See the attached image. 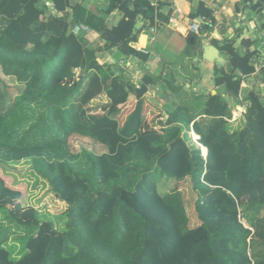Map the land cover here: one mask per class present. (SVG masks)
Listing matches in <instances>:
<instances>
[{
    "label": "trees",
    "instance_id": "obj_1",
    "mask_svg": "<svg viewBox=\"0 0 264 264\" xmlns=\"http://www.w3.org/2000/svg\"><path fill=\"white\" fill-rule=\"evenodd\" d=\"M85 1L0 0V172L27 163L65 205L59 231L24 207L23 192L0 175V211L7 213L0 264H264L260 40L245 39L243 27L228 26L203 0H187L199 34L185 42L181 61L163 57L158 75L142 68L135 82L128 62L143 66L149 56L134 46L141 34L166 27L172 0ZM234 10L261 17L264 32V0H242ZM74 24L99 42L74 35ZM206 42L222 63L212 66V89L199 92L192 61ZM102 54L114 61L99 63ZM166 88L174 106L153 128L144 98L162 91L167 99ZM243 105L242 124L232 128L227 120ZM159 174L181 187L160 194ZM15 243L25 250L17 259Z\"/></svg>",
    "mask_w": 264,
    "mask_h": 264
},
{
    "label": "crops",
    "instance_id": "obj_2",
    "mask_svg": "<svg viewBox=\"0 0 264 264\" xmlns=\"http://www.w3.org/2000/svg\"><path fill=\"white\" fill-rule=\"evenodd\" d=\"M206 5H208V7L210 8H214L216 10V12L221 13L224 17H225V22L228 26H231L232 23H236L237 21L239 22V15L235 14V10H234V6L237 3H240L242 0H203ZM218 1V2H216ZM76 2V1H75ZM78 2V0H77ZM106 2L105 0H87L85 1L84 5L86 7H92L95 5H99ZM173 3V7H174V12L172 17H174V19L176 20V24L179 25L178 29H174L172 24L169 23L166 24L165 28H160L161 30H153V31H149L147 33H143L139 36L138 42L136 43V45L134 46L138 51H146L147 54L149 56V61L144 64L143 66L140 65V62L137 60H133L128 62V64L132 67V72H133V77L138 78L142 73H143V69L145 68V70L149 71L150 73L154 74V75H158L160 72V67L158 66V62L160 61L161 58L165 57V55L170 56L169 60L171 62H173L172 60L175 59V57H177V55L181 52L184 44L186 41H192L190 40V38H187V26L189 24V19H188V15L191 11V5L187 0H172ZM218 13H217V17H218ZM233 16V20L231 21V15ZM263 18H264V13H263ZM111 20L114 19V16H112L110 18ZM170 20V19H169ZM241 22H243V26L247 28L246 31L249 30V35L248 37H245V39L250 38V39H254L255 38V31L254 28L257 27V25L259 24V20H257V17L249 20H246L245 16L241 17ZM222 22H219V26ZM218 31L215 30L213 37L216 38L217 40H221V36L218 34ZM154 37V41L151 42L150 38ZM194 36V35H193ZM89 39L91 41V43L93 44H97L98 38L95 34H89ZM143 40V41H142ZM205 44H209L208 42H206ZM210 45V44H209ZM260 47L258 48L259 51L264 55V45L260 42ZM144 54V53H143ZM114 55L111 56L109 54H102L101 55V59L99 60V63H105V62H113L114 61ZM166 58V57H165ZM220 58L222 59V57L220 56ZM168 59V57H167ZM196 61H192L193 64H197L198 61H201V57L198 55ZM204 67L206 68V72H207V76L206 78H204L203 80H201V86H199V92H203L206 90H211V85H210V73H211V69H212V65H208L205 64ZM242 85H244V87H246V85L243 83ZM242 88V86H241ZM165 91V90H164ZM159 92V91H158ZM157 92V94H158ZM166 92H170V90L168 88H166ZM159 95V94H158ZM162 91H160V100H156L155 99V94L154 92H149L145 98L147 99H151L154 102L157 101L158 105L157 107L160 108L162 107ZM152 97L154 99H152ZM159 99V98H158ZM164 100V99H163ZM156 102V103H157ZM135 102L132 101L131 103V109L127 111L125 117L123 118V120H125V118L127 117V115L132 111V109L134 108ZM146 105L148 106V108L150 109V111L153 112V114L155 113V108L151 107V104H149L147 101H145L144 104V108H143V115H144V111H145V107ZM174 106V105H173ZM125 110V109H124ZM163 114V115H162ZM161 116L162 117H158L159 121H164L167 116H166V112L162 113ZM150 119H152L150 117ZM154 120V119H153ZM7 183V182H6ZM7 185L9 187H13L16 188V186L18 185H9L7 183ZM63 204V203H62Z\"/></svg>",
    "mask_w": 264,
    "mask_h": 264
},
{
    "label": "rangeland",
    "instance_id": "obj_3",
    "mask_svg": "<svg viewBox=\"0 0 264 264\" xmlns=\"http://www.w3.org/2000/svg\"><path fill=\"white\" fill-rule=\"evenodd\" d=\"M77 1V0H74ZM107 1V0H105ZM246 20L248 21V15L244 14ZM261 17H257V20H260ZM234 23V22H233ZM237 23L243 27L245 29V33H244V38L248 37L249 34V30H247L246 27H244L243 25H241L243 22L239 23L237 21ZM250 37V36H249ZM251 38V37H250ZM168 55V54H167ZM165 55V57L168 59H170V56ZM262 56H264L262 54ZM116 60V58H115ZM173 62L178 63V61H181L180 57H175V59L172 60ZM204 63L201 61L197 62V67L199 68L200 72V76L202 77V80L204 78H206L207 76V72H206V68L204 67ZM8 81V80H7ZM201 82L202 81H198V85L196 86V89H194L195 91H199V86H201ZM246 85V87H244V85H242L241 88V94L240 97L243 100L245 98V96L247 95V92L250 89V81H246V83H244ZM212 88V87H211ZM197 93V92H196ZM166 95H168L169 97L167 99H162V107L158 108V102L157 101H153L151 99H147L145 101H147L149 104H151L152 108H157L155 110L156 114H153L152 111H150V109L147 110V112L149 113V118H153L154 122L152 124H150L151 127L155 128L156 127V123L157 121H159L158 117H162L161 114L165 113L166 111H169L173 108V101H174V93L173 92H166ZM146 99V98H144ZM152 99H154L152 97ZM156 100H160L156 99ZM103 102V99H100L98 101L93 102L91 105V110H95V107L99 106L101 103ZM157 102V103H156ZM131 103L132 101H130L127 105H125V107L123 109H127L130 110L131 108ZM163 115V114H162ZM242 124V119L238 118L236 121L233 122L232 128H238L240 127ZM196 136L192 135V139L196 140ZM202 154L203 156L206 155L205 150L202 149ZM0 175L1 172H0ZM5 175V176H4ZM4 175H2V177L4 176L5 181L9 184V185H18L16 186L17 189L21 190L23 192L22 198L20 199L21 204L24 207H29V206H33L35 207L39 212V218L41 219V221H45V222H50L53 223L54 226L56 227L55 229L57 230H63L64 227H60L58 228L56 223L57 220H59V218L57 216H59L63 210L65 209V205L57 202L55 199L52 198L51 195H49L47 193V187L46 185L41 182L40 180H38L31 172V169L29 167V165L27 163H20L14 166H11V168H8L7 170H4ZM157 187H158V191L160 194H165L167 192L172 191L173 189H175L176 187L180 188L181 185H176L174 181H172L171 179L168 180V178L164 175H158L157 176ZM264 214V213H263ZM5 216H7L6 211H0V220H2ZM2 218V219H1ZM10 244H12V242H10ZM15 246L17 248H15ZM14 247H11V256L13 259H17L19 258L24 252V248H22V244L15 243Z\"/></svg>",
    "mask_w": 264,
    "mask_h": 264
},
{
    "label": "built area",
    "instance_id": "obj_4",
    "mask_svg": "<svg viewBox=\"0 0 264 264\" xmlns=\"http://www.w3.org/2000/svg\"><path fill=\"white\" fill-rule=\"evenodd\" d=\"M218 2V1H216ZM46 7H51L50 4H46ZM264 13V11H263ZM241 17L239 15V22H241ZM176 20L174 19V17H171L170 20H169V23L172 24L173 28L174 29H178L179 28V25H177L176 23ZM243 24V23H242ZM241 24V25H242ZM187 31L191 34V35H198L199 34V29H200V25H199V22L198 21H194V22H190L189 21V24L188 26L186 27ZM154 29H151V31H153ZM254 31H255V38L254 39H259L260 42L264 45V32H258V29L257 27L254 28ZM71 32L78 36V35H81V34H90V30L83 26V25H80V24H74L71 28ZM150 41L153 42L154 41V37L152 36L150 38ZM141 53H144V54H147L146 51H140ZM260 68H264V63H261L259 62V65L256 67V70L258 71ZM133 80L136 82L137 78L136 77H133ZM245 106H236L232 112V117L230 120H227V122L233 124L234 121H236L238 118H242V115L244 114V109ZM197 139V138H196Z\"/></svg>",
    "mask_w": 264,
    "mask_h": 264
},
{
    "label": "water",
    "instance_id": "obj_5",
    "mask_svg": "<svg viewBox=\"0 0 264 264\" xmlns=\"http://www.w3.org/2000/svg\"><path fill=\"white\" fill-rule=\"evenodd\" d=\"M187 35H188L187 38H190V40H192V41L194 40V36L191 35L189 32H187ZM198 55L201 57V60L204 64H208V65L213 66L217 62L222 63V59L220 58V54H219L218 49L212 45L203 44ZM196 60L197 59H194V61H196ZM158 94L160 95V91L158 92ZM213 94H214V92H213ZM194 141H195V139H194ZM202 149L203 148H201V151H202Z\"/></svg>",
    "mask_w": 264,
    "mask_h": 264
},
{
    "label": "bare ground",
    "instance_id": "obj_6",
    "mask_svg": "<svg viewBox=\"0 0 264 264\" xmlns=\"http://www.w3.org/2000/svg\"><path fill=\"white\" fill-rule=\"evenodd\" d=\"M193 135V134H192Z\"/></svg>",
    "mask_w": 264,
    "mask_h": 264
}]
</instances>
